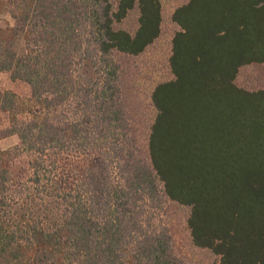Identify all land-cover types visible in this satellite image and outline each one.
Instances as JSON below:
<instances>
[{
  "label": "trees",
  "instance_id": "trees-1",
  "mask_svg": "<svg viewBox=\"0 0 264 264\" xmlns=\"http://www.w3.org/2000/svg\"><path fill=\"white\" fill-rule=\"evenodd\" d=\"M137 10L133 32L117 26ZM0 264H189L153 214L187 208L210 264H264V0H185L146 107L124 62L160 35V0H0ZM146 117V118H144ZM27 156L24 174L13 166Z\"/></svg>",
  "mask_w": 264,
  "mask_h": 264
},
{
  "label": "rangeland",
  "instance_id": "rangeland-1",
  "mask_svg": "<svg viewBox=\"0 0 264 264\" xmlns=\"http://www.w3.org/2000/svg\"><path fill=\"white\" fill-rule=\"evenodd\" d=\"M162 4L161 31L158 38L150 44L143 53L128 58L124 62V83L127 93L135 98L137 104L144 109L148 94L157 81L168 78L167 58L170 53V41L178 26L171 21L172 10L185 0H160ZM11 22L8 14L0 15V25ZM133 32L137 27V10L134 9L117 25ZM238 85L257 89L264 88V64H250L242 67L236 77ZM0 89H10L18 98H25L28 86L22 82L12 81L7 74H0ZM146 118V117H144ZM7 114L0 112V127L7 124ZM1 146L13 149L17 145L15 136L1 140ZM17 174L22 176L26 171L27 156L19 153L13 163ZM187 208L174 202H167L164 209L153 214L152 220L165 221L171 229L177 251L186 256L189 264H210L212 258L203 251L194 248L189 240L185 225Z\"/></svg>",
  "mask_w": 264,
  "mask_h": 264
}]
</instances>
